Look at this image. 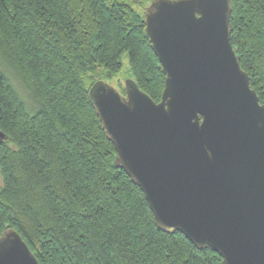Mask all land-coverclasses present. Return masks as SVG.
<instances>
[{"label":"trees","instance_id":"obj_1","mask_svg":"<svg viewBox=\"0 0 264 264\" xmlns=\"http://www.w3.org/2000/svg\"><path fill=\"white\" fill-rule=\"evenodd\" d=\"M151 1L0 0V236L15 228L41 264H223L158 227L89 97L127 53L129 77L161 99L165 74L144 22ZM230 30L264 104V0H231Z\"/></svg>","mask_w":264,"mask_h":264},{"label":"water","instance_id":"obj_2","mask_svg":"<svg viewBox=\"0 0 264 264\" xmlns=\"http://www.w3.org/2000/svg\"><path fill=\"white\" fill-rule=\"evenodd\" d=\"M230 14L231 0H152L145 31L165 74L161 99L133 78L125 94L98 80L89 97L159 228L223 264H264V104L231 42ZM0 264L41 263L9 227Z\"/></svg>","mask_w":264,"mask_h":264},{"label":"rangeland","instance_id":"obj_3","mask_svg":"<svg viewBox=\"0 0 264 264\" xmlns=\"http://www.w3.org/2000/svg\"><path fill=\"white\" fill-rule=\"evenodd\" d=\"M150 3V2H149ZM149 4L146 5V7ZM141 10H143L142 8H140ZM122 60H123V69L116 75L114 76L111 80H108V82L113 85L114 87H116L120 92L122 91V89L125 86V80L127 78H130L127 72V69L129 68V58H128V54L124 53L122 56ZM15 77H17L18 81V85L21 88V90L23 91L24 95L27 96V89L26 87H24V85L22 84V81H20V77L18 75H15ZM122 93V92H121ZM1 175H0V184H1Z\"/></svg>","mask_w":264,"mask_h":264},{"label":"bare ground","instance_id":"obj_4","mask_svg":"<svg viewBox=\"0 0 264 264\" xmlns=\"http://www.w3.org/2000/svg\"><path fill=\"white\" fill-rule=\"evenodd\" d=\"M144 22H145V16H144ZM106 81V80H105ZM108 82V81H107Z\"/></svg>","mask_w":264,"mask_h":264}]
</instances>
